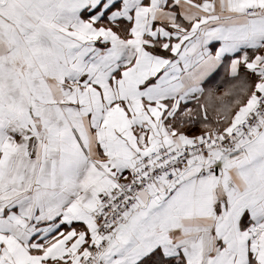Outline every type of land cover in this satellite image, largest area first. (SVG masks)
<instances>
[{
    "label": "snow or ice",
    "instance_id": "snow-or-ice-1",
    "mask_svg": "<svg viewBox=\"0 0 264 264\" xmlns=\"http://www.w3.org/2000/svg\"><path fill=\"white\" fill-rule=\"evenodd\" d=\"M0 264H264V0H0Z\"/></svg>",
    "mask_w": 264,
    "mask_h": 264
}]
</instances>
